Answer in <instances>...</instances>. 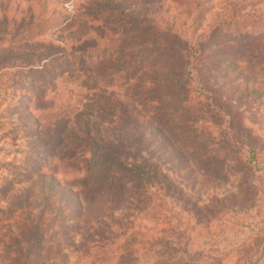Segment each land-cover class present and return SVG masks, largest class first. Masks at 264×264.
<instances>
[{
    "label": "rangeland",
    "instance_id": "rangeland-1",
    "mask_svg": "<svg viewBox=\"0 0 264 264\" xmlns=\"http://www.w3.org/2000/svg\"><path fill=\"white\" fill-rule=\"evenodd\" d=\"M0 264H264V0H0Z\"/></svg>",
    "mask_w": 264,
    "mask_h": 264
},
{
    "label": "trees",
    "instance_id": "trees-1",
    "mask_svg": "<svg viewBox=\"0 0 264 264\" xmlns=\"http://www.w3.org/2000/svg\"><path fill=\"white\" fill-rule=\"evenodd\" d=\"M166 77L172 78L171 84L172 85H182V80L178 78V76L174 73H172V69L169 74L166 75ZM220 108V106H219ZM120 168H124L133 178L136 180H140V182H146L148 183L149 177H148V171L146 170L145 166L142 164H132L128 167H123L119 165Z\"/></svg>",
    "mask_w": 264,
    "mask_h": 264
}]
</instances>
